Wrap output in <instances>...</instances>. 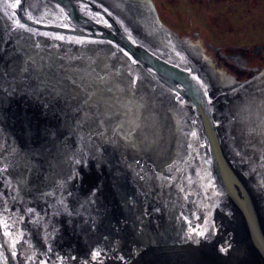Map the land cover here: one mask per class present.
<instances>
[{"label": "water", "instance_id": "95a60500", "mask_svg": "<svg viewBox=\"0 0 264 264\" xmlns=\"http://www.w3.org/2000/svg\"><path fill=\"white\" fill-rule=\"evenodd\" d=\"M0 264H264V46L0 0Z\"/></svg>", "mask_w": 264, "mask_h": 264}, {"label": "rangeland", "instance_id": "374dc122", "mask_svg": "<svg viewBox=\"0 0 264 264\" xmlns=\"http://www.w3.org/2000/svg\"><path fill=\"white\" fill-rule=\"evenodd\" d=\"M150 2L160 24L180 37L207 44L215 49L264 46V8L261 2L255 4L252 0Z\"/></svg>", "mask_w": 264, "mask_h": 264}, {"label": "flooded vegetation", "instance_id": "af4514ba", "mask_svg": "<svg viewBox=\"0 0 264 264\" xmlns=\"http://www.w3.org/2000/svg\"><path fill=\"white\" fill-rule=\"evenodd\" d=\"M151 1V0H150ZM253 2H254V4L255 3H260L261 2V5L263 6V8H264V0H252ZM246 2V1H245ZM248 2V1H247ZM156 12H157V10H156Z\"/></svg>", "mask_w": 264, "mask_h": 264}, {"label": "snow or ice", "instance_id": "6c2138e0", "mask_svg": "<svg viewBox=\"0 0 264 264\" xmlns=\"http://www.w3.org/2000/svg\"><path fill=\"white\" fill-rule=\"evenodd\" d=\"M17 3H19V0H16Z\"/></svg>", "mask_w": 264, "mask_h": 264}]
</instances>
